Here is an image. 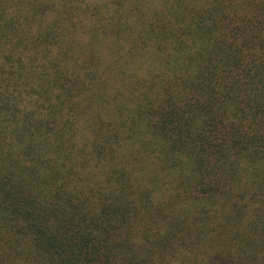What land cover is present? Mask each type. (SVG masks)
Returning <instances> with one entry per match:
<instances>
[{"label":"trees","instance_id":"16d2710c","mask_svg":"<svg viewBox=\"0 0 264 264\" xmlns=\"http://www.w3.org/2000/svg\"><path fill=\"white\" fill-rule=\"evenodd\" d=\"M0 264H264V0H0Z\"/></svg>","mask_w":264,"mask_h":264}]
</instances>
